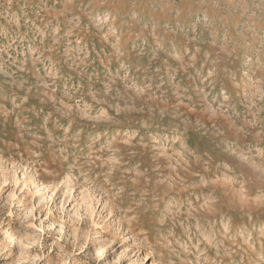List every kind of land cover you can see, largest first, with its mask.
Masks as SVG:
<instances>
[{
    "label": "rangeland",
    "instance_id": "obj_1",
    "mask_svg": "<svg viewBox=\"0 0 264 264\" xmlns=\"http://www.w3.org/2000/svg\"><path fill=\"white\" fill-rule=\"evenodd\" d=\"M0 264H264V0H0Z\"/></svg>",
    "mask_w": 264,
    "mask_h": 264
}]
</instances>
